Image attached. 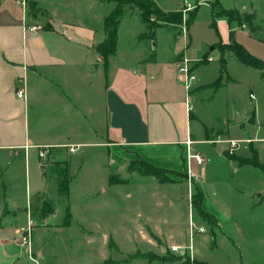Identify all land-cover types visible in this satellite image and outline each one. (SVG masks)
<instances>
[{
    "label": "crops",
    "instance_id": "crops-1",
    "mask_svg": "<svg viewBox=\"0 0 264 264\" xmlns=\"http://www.w3.org/2000/svg\"><path fill=\"white\" fill-rule=\"evenodd\" d=\"M153 1L166 12L179 10L180 0H174L170 8L162 6L160 0ZM26 2L24 7L18 0H0V264H18L19 255H15L12 244L23 248L29 259L37 263L30 252L31 245H41L32 243L34 228L83 226L90 218H96L87 216L88 212L99 211V204L93 198L108 188L113 191L126 185L132 177L133 182L146 188L185 184L189 200L197 189L198 208L212 217V227L216 229L206 238L222 236L234 244L233 236L227 233L242 230L249 220L245 215L264 205V187L253 189L243 182L245 176L251 178L254 167L239 161L251 157V148L247 151L242 142L230 156L226 152L227 144L215 140L234 127L250 130L261 124L264 112L256 120L255 105L253 118L248 117L247 98H257L251 87L248 97L242 91L237 100L228 98L231 89L248 81L236 76L233 68L228 69L222 53L218 63L223 65L211 76L210 70L203 68L215 59V49L187 55L188 38L185 42L178 41L185 28L174 36L173 29H166L173 24L158 27L154 38L148 40L144 38L147 29L143 23L130 36L135 44L121 50L123 23L131 25L134 17L120 20L115 54L104 63L96 46L105 40L103 20L114 3L99 0L101 5L113 4L109 12L101 6L98 13L88 10L82 15L80 8L67 11L68 7L57 0ZM28 2H33L39 11L30 13ZM210 14L212 17V8ZM86 18L88 23L84 21ZM182 19L184 22L183 14ZM217 20L227 19L217 17L211 26L216 27ZM34 23L43 24L37 34L25 29ZM186 33L189 37V32ZM229 42L222 40L221 44ZM150 54L154 60L144 61ZM182 57L191 60L195 75L189 96L180 80ZM261 57L264 59V55ZM258 78L264 92L259 70ZM18 90L23 91L22 97L18 96ZM251 93L254 98L250 97ZM208 103L222 105L225 112L215 114ZM187 138L193 141L191 152L203 156L202 163L187 160ZM263 142L264 137L256 144V153L264 146H261ZM63 144L77 145V149L105 146L106 154L97 158L71 157L77 150L71 153L68 147L60 146ZM35 145L59 146L42 159ZM139 159L169 173L186 176L161 183L153 176L135 171L127 170L129 175H126V166L128 169L131 161ZM110 174L121 179L110 180ZM65 176L68 185L62 190L60 185ZM60 198L64 217L62 222L54 224L52 219L59 211L56 200ZM27 203L33 220L29 247L20 243L27 222ZM45 203L52 212L47 211L48 207L42 209ZM168 203L173 205L174 201L169 199ZM240 203L243 207L238 216L232 211L237 212ZM163 225L166 223L158 222L151 213L139 212L133 235L144 249L137 248L133 254L156 253L159 240L169 244L186 241L185 232L172 227L164 231ZM101 233L108 236L104 231ZM37 256L41 258L43 251L39 249ZM197 258L206 260L199 253Z\"/></svg>",
    "mask_w": 264,
    "mask_h": 264
},
{
    "label": "rangeland",
    "instance_id": "rangeland-1",
    "mask_svg": "<svg viewBox=\"0 0 264 264\" xmlns=\"http://www.w3.org/2000/svg\"><path fill=\"white\" fill-rule=\"evenodd\" d=\"M57 1L67 6V11L70 12H74V10L80 8L82 15L86 14L88 10H92L93 14L98 13L102 10V7L107 13L110 11L111 5L113 6L112 3L107 4L105 2L101 5L99 0ZM160 1L164 7H173L174 0ZM217 1L224 9H235L240 14L255 11L256 23L261 25L263 32H260V35H254L250 32L246 21L243 22V26H238L236 21L228 22L224 20L221 22L217 20L216 27L211 26L212 17L209 5L211 3L217 4ZM197 5L198 7L201 6L189 26V14ZM189 7L190 9L186 10ZM178 9L181 10L185 21L176 26L173 24L171 27H166V29H173L171 32L175 36L177 33H183L182 29L185 28L183 36L181 34L180 36L182 37L178 41L185 42V39L188 38V45L187 42L185 43V47L187 45V55L196 56L202 51H210L211 46H213L215 50L212 51L215 59L203 68L210 70L211 76L214 75V72L216 74V69L219 66L223 65L222 63H218L223 50L221 49L222 40L229 41L232 39V41L241 44L243 48H246L257 58H263L261 55H264V0H180ZM217 9L215 8V10ZM131 13H127L122 17H134L135 20H131V25L123 23L124 26L122 27L123 31L120 38L121 50L135 44L134 39L130 36L134 31H139L140 27L143 26L137 9ZM84 21L88 23L87 18ZM169 24L172 23H167L166 25ZM187 31L189 32V37H187ZM222 57L223 61L224 59L227 61L229 70L233 68L236 76L242 78L244 81H248L246 85H239L231 89L228 98L230 97L231 99L232 97V99L237 100L238 95L242 91L248 97L247 91L251 87L250 91L256 92L257 98L255 100L247 98V101H249L247 106L249 110L248 117L250 119L253 118L254 107L256 106L258 108L256 120L261 119L264 112V92L263 85H259L258 70L241 64L231 51H224ZM221 96L226 97L223 93H221ZM210 106L213 107L212 109L215 114H219V111L220 113L225 112V108H221L222 105L218 104L217 107V103H213L212 105L208 103V107ZM260 123L254 126V130L252 128L246 130L234 127L232 130H228L229 132H226L225 135H220V139L224 141L239 140L238 148L239 144L244 142L246 150L249 151L250 148H256V144L262 141L264 137V118ZM221 143L225 142L221 141ZM262 145H264V142ZM237 147L236 149H238ZM236 149L233 150V153H235ZM258 153L261 162L264 160V146L259 149ZM104 154H106L105 146L83 147L78 148L74 154H71V157L97 158L104 157ZM252 169L251 178L249 179L250 176H245L247 179L243 182L247 185H252L253 189H262L264 187V171L257 167ZM125 170V174L129 175L127 166ZM165 175L173 180H182L186 176L182 173L174 172ZM133 181L134 177L130 178L126 185L113 189V191L108 188L106 192H99L98 196L93 198L92 201H96L99 204V211L93 214L88 212V215H86H93L96 218L100 217V219L90 218L89 222H85L83 226L71 224V226H61L60 228L50 230L34 228L32 243L40 242L41 245L37 247L31 245L30 252L37 259V263L29 259V254L23 248L12 244L15 255H19L18 264H185L184 261L186 260H188L189 264H193V259L206 264L208 263L205 261H208L209 264H264V205L256 206L252 214L248 213L245 215L249 220L242 230H229L227 235L233 236L234 245L230 240L228 241L227 238L222 236L212 237L211 240L206 238L207 234H214L216 231L212 227V218L198 213L193 208L190 201L191 197L190 200L187 199L185 184H158L157 188L154 189L152 186L148 188L144 185L139 186ZM154 191L156 193L155 196ZM169 199L174 201L173 205L168 203ZM61 201V198L58 201L56 200L59 206V214L57 212L52 219V223L54 224L59 221L62 222L64 217V211L60 204ZM165 201L167 202L165 203ZM242 207L243 204L240 203L237 207V212L232 211L233 214L241 216L240 210ZM139 212L151 213L158 222L166 223L165 227L163 225L162 228L164 231L172 227L174 230L182 233L185 232L186 241L180 244H169L159 240L156 253L150 256L135 254L136 257L133 258L132 255L138 250L137 248L140 250L144 249V246L133 235ZM191 221L193 229L189 224ZM96 223L99 226H95ZM168 224L172 225L169 226ZM199 228H203V230L201 231ZM102 231L108 236L104 237L101 233ZM173 246H180L184 249V253L182 255L178 254L172 249ZM39 249L43 251L41 258L37 256ZM197 253L206 260L198 259Z\"/></svg>",
    "mask_w": 264,
    "mask_h": 264
},
{
    "label": "trees",
    "instance_id": "trees-1",
    "mask_svg": "<svg viewBox=\"0 0 264 264\" xmlns=\"http://www.w3.org/2000/svg\"><path fill=\"white\" fill-rule=\"evenodd\" d=\"M105 2H112L114 3V8L106 14L103 20V29L105 33V40L96 46V50L101 56L104 63L108 62L110 56L115 54L116 49V33L118 29V25L120 20L124 15L127 13L132 14L131 12L135 9L138 11V16L140 20L146 26V33L144 34V38L150 40L154 38L155 30L167 23H172L175 25L181 24L183 21L182 19V12L181 10L176 11H164L160 9L153 0H104ZM198 5L192 10L189 14L188 24H190L195 17ZM212 8V21L211 23L214 25L215 20L217 17H224L227 19L228 22L236 21L238 26H243V22L246 21L249 25V30L254 35H260V32H263V29L260 24L256 23V14L255 11H251L250 13L244 12V14H240L235 9H224L221 4L217 1V4L211 3ZM215 8H218L215 10ZM28 9L30 13H36L39 11L36 8L33 2H28ZM222 54L224 51L232 52L234 56L242 63L249 65L257 70L260 71V78H264V59L257 58L253 54H251L246 48H243L241 44L236 43L230 39L228 44H221ZM154 60V55L150 54L146 57L144 61H152ZM217 86V84H216ZM251 157L245 160L239 161L240 164L245 165H252L253 167L260 168L264 171V162L261 163L258 159V153H256V149H251ZM232 156L233 154H229ZM128 171H135L141 175H150L159 180L161 183L171 182L172 179L165 174L169 173L168 170L163 168H159L156 166L151 165L150 163L139 159L137 161H131L128 165ZM110 180L119 181L117 175L110 174ZM68 185V177L65 176L60 188L62 190H66ZM199 191L196 189V193L192 194V206L196 209L200 214L208 215L198 208V201L197 198L199 196ZM195 199V201H194ZM199 199V198H198ZM48 207L47 211L52 212V208L49 204L45 203L42 209ZM211 217V216H210ZM212 218V217H211ZM213 221V219H212ZM135 257V255H132ZM174 261V260H172ZM185 264H189L188 260L184 261ZM193 264H206L202 261L193 259Z\"/></svg>",
    "mask_w": 264,
    "mask_h": 264
},
{
    "label": "built area",
    "instance_id": "built-area-1",
    "mask_svg": "<svg viewBox=\"0 0 264 264\" xmlns=\"http://www.w3.org/2000/svg\"><path fill=\"white\" fill-rule=\"evenodd\" d=\"M18 2L22 5V6H26L27 7V2L26 0H18ZM189 8H186V10H189ZM43 28V24L42 23H34L30 26H25V29L28 30L29 32H31L32 34H37L38 32H40V30H42ZM209 60L212 59V57H208ZM180 61V65H179V74H180V80L182 81V84L185 88L186 94L187 96H189V92L191 90L192 87V83L195 80V75L191 69L190 66V62L191 60L188 59L187 57H182ZM18 96L22 97L23 96V91L22 90H18L17 91ZM250 97L254 98V94H250ZM216 142H225L227 144V152L228 154H232L233 150L236 149V147L238 146L239 140L236 139H232V140H221L220 138L215 140ZM192 140L190 138H187L185 140V145L187 147V152H186V157L187 160L189 159H193L195 160L197 163H202L203 162V156L198 153V152H191L190 150V145L192 144ZM59 146V145H58ZM57 145H35V147L38 150V156L42 159H46L48 158V156L51 154L52 150L56 147H58ZM60 146H66L68 147V151L73 153L77 150V145L74 144H63ZM30 211H31V206L29 203H27L26 205V213H27V222H26V226L24 227V230L22 231L21 235H20V243L24 246L29 247L31 244V230H32V225H33V220L30 217ZM190 226L193 229V223L192 221L189 223ZM201 231L203 230V228H199ZM193 232V230H192ZM173 250H175L178 254H183L184 253V249L181 248L180 246H173L172 247Z\"/></svg>",
    "mask_w": 264,
    "mask_h": 264
},
{
    "label": "water",
    "instance_id": "water-1",
    "mask_svg": "<svg viewBox=\"0 0 264 264\" xmlns=\"http://www.w3.org/2000/svg\"><path fill=\"white\" fill-rule=\"evenodd\" d=\"M213 49V46H211V48H210V50H212ZM127 175V174H126Z\"/></svg>",
    "mask_w": 264,
    "mask_h": 264
}]
</instances>
